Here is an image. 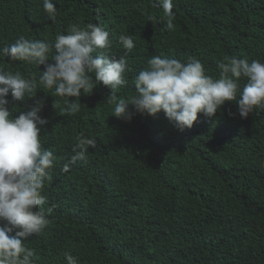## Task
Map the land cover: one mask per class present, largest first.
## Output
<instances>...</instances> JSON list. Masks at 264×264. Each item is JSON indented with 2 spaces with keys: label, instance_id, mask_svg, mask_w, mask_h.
I'll list each match as a JSON object with an SVG mask.
<instances>
[{
  "label": "trees",
  "instance_id": "obj_1",
  "mask_svg": "<svg viewBox=\"0 0 264 264\" xmlns=\"http://www.w3.org/2000/svg\"><path fill=\"white\" fill-rule=\"evenodd\" d=\"M53 3L54 23L42 0H0V49L20 36L54 43L70 25L93 23L109 32L106 51L119 58L126 54L119 37L131 35L128 84L118 98L136 94L135 77L152 56L194 57L214 79L225 57L264 62V0H173L171 30L155 0ZM0 70L36 79L48 121L40 140L55 156L37 209L49 223L24 241L34 264H66L65 253L79 264H264V108L242 119L235 101L226 102L214 118L199 115L180 131L163 112L130 122L113 117L115 105L105 100L111 89L102 84L82 93L80 111L69 115L65 100L77 98L44 89L43 66L0 56ZM7 99L14 117L35 103ZM81 133L96 147L65 173Z\"/></svg>",
  "mask_w": 264,
  "mask_h": 264
},
{
  "label": "clouds",
  "instance_id": "obj_2",
  "mask_svg": "<svg viewBox=\"0 0 264 264\" xmlns=\"http://www.w3.org/2000/svg\"><path fill=\"white\" fill-rule=\"evenodd\" d=\"M42 5L54 23L58 15L55 3L42 0ZM155 6L168 17L165 28L173 29V0H155ZM119 43L126 54L112 57L106 51L112 41L102 26L72 24L66 34L56 35L54 43L20 36L0 49V56L10 62L43 66L39 84L44 89L53 90L58 97L77 98L70 103L65 100L69 115L80 111L81 94H92L96 84L111 89L105 100L115 105L113 117L130 122L137 114L155 117L163 112L180 131L191 129L199 115L214 118L226 102L235 101L242 119L264 108V62L236 56L218 63V79L207 75L201 61L194 57L185 63L152 56L135 77L136 94L129 100L118 98L116 90L128 84L126 55L135 47L131 35L122 34ZM36 89L35 78L0 70V264H34L35 252L25 247L24 241L42 233L49 223L37 209L46 203L44 182L55 156L41 144V130L48 121L41 116L45 102L35 99ZM9 94L13 102L23 103L28 96L35 103L14 117L8 109ZM95 147L96 141L81 133L62 171L67 173L72 164L86 162L89 148ZM64 256L66 264H79L72 254Z\"/></svg>",
  "mask_w": 264,
  "mask_h": 264
}]
</instances>
